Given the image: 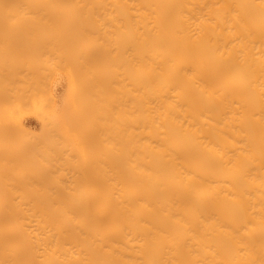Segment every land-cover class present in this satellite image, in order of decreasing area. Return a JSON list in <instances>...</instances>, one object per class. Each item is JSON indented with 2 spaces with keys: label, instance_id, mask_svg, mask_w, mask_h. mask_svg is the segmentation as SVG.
<instances>
[{
  "label": "bare ground",
  "instance_id": "obj_1",
  "mask_svg": "<svg viewBox=\"0 0 264 264\" xmlns=\"http://www.w3.org/2000/svg\"><path fill=\"white\" fill-rule=\"evenodd\" d=\"M0 20L33 69L104 58L76 128L93 111L92 144L109 138L104 165L63 181L81 146L11 128L0 264H264V0H0Z\"/></svg>",
  "mask_w": 264,
  "mask_h": 264
},
{
  "label": "rangeland",
  "instance_id": "obj_2",
  "mask_svg": "<svg viewBox=\"0 0 264 264\" xmlns=\"http://www.w3.org/2000/svg\"><path fill=\"white\" fill-rule=\"evenodd\" d=\"M19 28L23 26L16 20H0V149L5 150L4 154L10 153L17 147L13 141L11 128L16 125L27 126L33 133L40 131L37 134H46L42 140L51 148L57 146L70 150L74 145H80L82 154L78 159L74 158L71 161L70 165L74 166L60 179L72 181L83 178L84 166L89 165L91 161H98L104 165L108 157L109 138L106 136L105 127L102 128L99 142L95 144L91 142L93 111L89 112L84 126L79 124L82 130L78 131L76 128L79 105L82 101H89L84 87L93 86L96 73L108 64H105L104 58L95 68L85 64L83 73L78 75L79 78L73 73L71 77L72 74L57 65L56 61L33 69L31 40L27 35L19 32ZM112 32L113 35L123 33L117 26L112 27ZM85 44L89 45L88 40H85ZM84 51L85 48L78 53L82 54ZM98 88L104 93L102 98L107 95L102 83ZM43 115H45L44 119ZM55 133L67 139L59 141ZM42 143L40 141L41 145ZM92 175L94 181L86 185L87 193L96 192L101 180L107 179L105 168H100ZM85 180L87 182V179Z\"/></svg>",
  "mask_w": 264,
  "mask_h": 264
}]
</instances>
